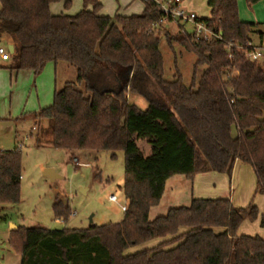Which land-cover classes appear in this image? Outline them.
<instances>
[{
	"label": "trees",
	"instance_id": "obj_1",
	"mask_svg": "<svg viewBox=\"0 0 264 264\" xmlns=\"http://www.w3.org/2000/svg\"><path fill=\"white\" fill-rule=\"evenodd\" d=\"M259 1L246 0L250 7ZM55 2L72 4L0 0V40L14 45L8 68L35 76L48 63L76 68V82L55 89L52 104L34 116L49 120L55 148L123 151L127 208L119 223L18 226L9 243L21 264H264V237L238 234L244 221L260 218L264 228V213L253 201L239 208L229 197H192L189 205L150 218L170 177L193 182L216 172L231 178L237 160L253 168L255 193L264 195V62L235 47H247L254 35L262 40L260 24L241 20L237 0H207L210 16L201 19L223 39L204 42L182 27L177 35L153 27L161 14L151 1L128 15L101 14L99 0H83L74 15L53 14ZM163 39L197 55L190 83L180 72L166 78ZM130 95L147 107L131 103ZM138 140L151 144L149 155ZM22 161L17 148L0 150V204L20 202ZM53 210L57 218L72 213L63 200ZM151 241L156 244L146 247ZM137 246L143 249L129 251Z\"/></svg>",
	"mask_w": 264,
	"mask_h": 264
},
{
	"label": "rangeland",
	"instance_id": "obj_2",
	"mask_svg": "<svg viewBox=\"0 0 264 264\" xmlns=\"http://www.w3.org/2000/svg\"><path fill=\"white\" fill-rule=\"evenodd\" d=\"M102 3L101 12L109 15H114L117 11L121 14H140L144 7L141 0H102ZM54 5L59 12L74 15L83 8V0H72L69 8H65L63 2H55ZM257 5L256 3L250 7L245 0L246 20L256 18L257 21L264 22V10ZM192 9L200 16L210 15L206 0H193ZM166 29L171 35H177L179 31L177 27L168 26ZM255 40L259 42L256 37ZM6 44V41L0 40V46L5 49V54L1 57L5 60L12 59ZM262 48L264 49V44ZM161 52L166 78L173 79L175 73L180 72L184 81L190 83L197 55L178 41H174L170 47L165 39L161 43ZM260 62L263 63L264 58ZM57 64L56 71L54 64L48 63L41 74H32L31 80L21 82H17L15 76L11 80L10 72L0 69V150H13L20 143L23 144L21 150H18L21 151L23 159L21 200L17 204H0V264L19 263L16 260L18 253L9 243L11 230L18 226L52 230L87 228L94 224L119 223L124 217L122 205L127 204V200L123 187V151H67L55 148L50 145L52 136L49 120L37 119L31 115L38 112L40 106L52 104L55 89H61L67 82H76L77 71L74 66L66 62ZM203 69L201 66L197 69V77ZM129 101L141 109L147 107V102L142 97L130 95ZM23 112L29 115L22 119L20 117ZM137 144L145 155L151 153L149 142L138 140ZM113 153L115 157L112 156ZM74 158L79 160L78 166L72 163ZM48 168L53 169L57 175L55 179L44 174ZM215 175H221L224 184L213 177H209V180L205 177V181L199 180L194 184L183 175H173L167 180L159 203L151 208L150 218L164 216L174 207L187 206L192 197L227 196L239 208L247 206L253 199L256 176L249 164L237 162L231 178L225 173ZM231 185L233 187L230 190ZM111 194L117 196V201L109 199ZM256 198L261 203L264 202L263 194H255V204ZM57 200L69 202L72 213L67 219L55 216L53 205ZM11 223L16 227L11 226ZM240 232L252 236L264 235L259 219L242 223ZM155 241L149 242L146 247L156 244ZM142 247H133L129 251L136 252L143 249Z\"/></svg>",
	"mask_w": 264,
	"mask_h": 264
},
{
	"label": "built area",
	"instance_id": "obj_3",
	"mask_svg": "<svg viewBox=\"0 0 264 264\" xmlns=\"http://www.w3.org/2000/svg\"><path fill=\"white\" fill-rule=\"evenodd\" d=\"M143 2L151 1L155 4L160 12V18L153 24V27H182L184 34L190 35L195 41L212 42L214 40H222L221 32H216L210 28L201 17L194 11L188 9L184 4V0H141ZM234 44H229L228 49ZM235 47L244 52V54L253 61H259L264 58V49L262 47H256L252 42L247 44V47L235 45ZM5 49L0 48V53H4ZM23 144L16 147L21 150ZM75 166L79 165L77 158L72 162ZM109 199L111 201H117V196L111 194ZM127 205H122V209L125 211Z\"/></svg>",
	"mask_w": 264,
	"mask_h": 264
},
{
	"label": "crops",
	"instance_id": "obj_4",
	"mask_svg": "<svg viewBox=\"0 0 264 264\" xmlns=\"http://www.w3.org/2000/svg\"><path fill=\"white\" fill-rule=\"evenodd\" d=\"M100 1V3L102 4V7H103V3H102V0H99ZM238 1V9H239V16H240V18H241V20H243V21H247V22H255V23H259L260 24V30L261 31H264V22H259V21H257L256 20V18H252L251 20H246L247 19V17L245 16V11H244V5H245V0H237ZM192 3H193V0H184V4L186 5V7L188 8V9H190V10H192V11H194L193 9H192ZM206 3H207V0H206ZM64 4V3H63ZM258 5L257 6H259L261 9H263L264 10V0H261V1H259L258 3H257ZM53 6H55L54 5V3L53 4H51V6H50V9H51V12L53 13V14H60V13H66V12H59L57 9H55ZM65 7V6H64ZM91 8V7H90ZM144 8V7H143ZM210 9V8H209ZM118 12V11H117ZM195 12V11H194ZM120 13V12H119ZM197 13V12H196ZM101 14H103V15H109V14H104V13H102L101 12ZM198 14V13H197ZM127 15H128V13H127ZM199 15V14H198ZM200 16V15H199ZM210 16V15H209ZM209 16H200L201 18H207V17H209ZM255 37L259 40V42H256V40H255ZM2 40V39H1ZM3 41H6V46H7V48H8V46L10 45V43L7 41V40H3ZM252 43H253V45L254 46H256V47H262L263 46V44H264V38L261 40L260 39V37L258 36V35H254L253 36V41H252ZM0 48H3L2 46H0ZM5 54V52L4 53H0V69L1 70H7V71H9L10 72V79L12 80L13 79V76H15V80L17 81V82H21V81H29V80H31L32 79V76L34 75V73L32 72V71H29V70H22V71H13V70H11V69H9L8 67H9V65L11 64V59H2V57L1 56H3ZM54 64V63H53ZM57 65L58 64H54V70L56 71V68H57ZM14 74V75H13ZM33 74V75H32ZM46 107V106H45ZM41 108H44V107H42V106H40V109ZM35 113H38V112H33V113H31V115H34ZM26 115H29V114H26V112H23V114L21 115V117L20 118H24ZM28 134V133H27ZM21 144V143H20ZM237 162H239V160H237L236 161V163ZM235 163V164H236ZM234 170V169H233ZM215 173L216 172H207V173H204V174H199V175H197L196 177H195V179H194V181H193V183L195 184V183H198V181L200 180H204L205 181V177H207V179L209 180V177H213V178H218V181L219 182H221V184H224V178L221 176V175H215ZM217 174V173H216ZM215 185V184H214ZM216 186V185H215ZM232 185L230 186V190L232 189ZM255 188H256V183H255V187H254V193H255ZM256 194V193H255ZM255 194H254V196H255ZM258 194V193H257ZM254 196H253V199H254ZM262 196V195H261ZM225 197H227V196H225ZM230 198V197H229ZM231 199V198H230ZM253 199L250 201V202H252L253 201ZM231 201L233 202V204L235 205V201H233L232 199H231ZM249 202V203H250ZM255 204V203H254ZM249 205V204H248ZM256 205H258L259 206V208H260V214L261 213H264V202L263 203H261L260 201H258L257 200V198H256ZM236 206V205H235ZM246 207V206H245ZM259 220H260V218H258ZM245 222H247V221H244L243 222V224H245ZM12 225H14V224H12L11 223V226ZM15 227H16V225H14ZM240 228H241V226H240ZM240 228H239V231H238V234H244V233H241L240 232ZM262 228V227H261ZM264 229V228H263ZM259 235V234H258ZM260 236H262V237H264V235H261L260 234ZM17 253V252H16ZM21 254H17V256H16V260L17 261H19V263H16V264H21Z\"/></svg>",
	"mask_w": 264,
	"mask_h": 264
},
{
	"label": "water",
	"instance_id": "obj_5",
	"mask_svg": "<svg viewBox=\"0 0 264 264\" xmlns=\"http://www.w3.org/2000/svg\"><path fill=\"white\" fill-rule=\"evenodd\" d=\"M221 34H223V33L221 32ZM8 50H9L10 53H13L14 52V45L10 44L8 46ZM44 174L47 175V176H50L51 179H55L57 177V175L54 173L53 169H51V168L46 169Z\"/></svg>",
	"mask_w": 264,
	"mask_h": 264
}]
</instances>
